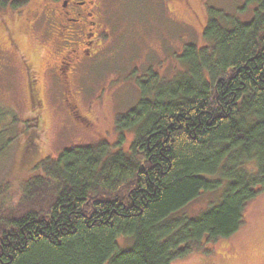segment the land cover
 <instances>
[{"label": "trees", "instance_id": "trees-1", "mask_svg": "<svg viewBox=\"0 0 264 264\" xmlns=\"http://www.w3.org/2000/svg\"><path fill=\"white\" fill-rule=\"evenodd\" d=\"M246 3L244 24L211 9L207 44L184 49L176 81L139 82V102L115 120L134 143L40 162L21 202L0 213V264H172L239 230L264 185V0ZM14 116L0 107V135L14 132L4 148L16 141L34 160L42 122ZM221 189L200 216L175 215Z\"/></svg>", "mask_w": 264, "mask_h": 264}, {"label": "rangeland", "instance_id": "rangeland-1", "mask_svg": "<svg viewBox=\"0 0 264 264\" xmlns=\"http://www.w3.org/2000/svg\"><path fill=\"white\" fill-rule=\"evenodd\" d=\"M211 9L244 24L252 20L255 6L246 0L106 2L102 47L71 83L77 115L91 125V130L74 127L68 118L66 97L59 93L54 76L60 56L52 50L42 53L40 44L33 41L32 59L38 66L44 104L42 138L33 160L16 141L4 148L6 134H14L12 128L0 135V213L21 202L27 184L40 176V162L56 159L66 149L96 146L102 139L115 145V119L139 102V82H146L150 74L162 83L176 81L183 70L179 58L184 49L207 44L202 31ZM13 64L15 70L0 67V107L13 110L22 120L28 112L25 79L17 62ZM0 128L5 130L6 126L1 124ZM260 187L263 191L247 203L243 225L235 234L205 244L201 251L172 264H264V185ZM222 193V189L205 192L175 215L196 218L220 202Z\"/></svg>", "mask_w": 264, "mask_h": 264}, {"label": "flooded vegetation", "instance_id": "flooded-vegetation-1", "mask_svg": "<svg viewBox=\"0 0 264 264\" xmlns=\"http://www.w3.org/2000/svg\"><path fill=\"white\" fill-rule=\"evenodd\" d=\"M107 1L0 0V67L3 70H15L13 62L16 61L25 79L28 112L25 118L20 119L23 123L37 119L43 122L42 83L31 51L35 41L40 44L38 46L42 53L44 50H52L60 56L54 76L58 82L59 93L63 98L66 97L69 120L80 130L90 128L91 125L77 115L71 83L80 68L102 47L101 33L105 32L101 29L104 28L102 21ZM12 112L15 114L13 110ZM14 117L18 118L16 114ZM112 131L116 144L127 147L135 141L133 131L117 132L115 123ZM102 140L99 144H110ZM22 142L30 141L24 137ZM146 142L149 146V139Z\"/></svg>", "mask_w": 264, "mask_h": 264}]
</instances>
